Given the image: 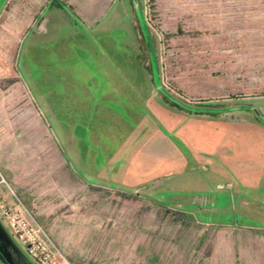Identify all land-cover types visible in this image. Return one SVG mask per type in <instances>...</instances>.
Here are the masks:
<instances>
[{"label": "rangeland", "instance_id": "374dc122", "mask_svg": "<svg viewBox=\"0 0 264 264\" xmlns=\"http://www.w3.org/2000/svg\"><path fill=\"white\" fill-rule=\"evenodd\" d=\"M127 1L118 16L128 20L111 30L112 42L100 39L106 46L85 30L69 47L48 42L35 60L27 48L26 66L27 35L51 0H0V174L44 226L62 264H264L240 248L245 227L264 230V180L248 186L226 173L224 160L246 122L253 130L246 162L264 159L257 121L249 122L264 101V0ZM112 45L118 56L107 64L75 60L76 49ZM58 47L73 53L58 55ZM138 48L146 64L151 58L158 101L169 104V95L189 109L230 114L189 118L194 113L173 107L187 117L192 145L177 139L168 150V140L154 142L166 129L157 118L128 120L118 104L132 101L122 104L116 80L102 77L108 64L130 65L131 81L141 83ZM56 59L64 62L54 65L61 81L53 82L36 69ZM165 118L173 126L180 120ZM87 125L95 131L89 140ZM193 140L204 155L213 151L214 164Z\"/></svg>", "mask_w": 264, "mask_h": 264}, {"label": "crops", "instance_id": "0c3cea01", "mask_svg": "<svg viewBox=\"0 0 264 264\" xmlns=\"http://www.w3.org/2000/svg\"><path fill=\"white\" fill-rule=\"evenodd\" d=\"M121 2V3H119ZM128 3L127 0H51L50 4L47 6L46 10L42 12L43 18L42 21L37 24V20L34 21L35 25L34 28L30 31V33L27 35L28 42L26 43V47L24 48V63H25V56L27 52V48H30L31 51H34L35 54L31 55V57L37 58V54L40 53V49L42 48L45 50V47L47 46L48 42L54 43L56 39L58 40H64V42H68L65 47H69V41L73 43L75 39L82 41L83 33H85V30L87 31L86 34H89V38H92L93 40H96L100 45L106 46L103 41L100 39L103 37L104 39H110L111 42L113 39H116L115 32L111 31L113 28H118V24H121V22L126 21L128 19L120 18L118 16V7H121L123 4ZM130 22V21H128ZM123 24V23H122ZM130 25V26H129ZM127 26L130 28L132 27L129 23ZM131 39L135 40L133 32L130 33ZM91 36V37H90ZM109 37V38H107ZM136 41V40H135ZM137 43V42H136ZM111 44V43H110ZM149 45V44H148ZM38 48V51L36 53V49ZM64 47V48H65ZM86 50H78L76 49V53L78 54L80 62H83L88 66L87 64L91 62L94 64L96 61L104 60L105 63L107 62L109 58H112L113 55L118 56V50L115 46H111V49L109 51L104 50V48L101 49H91V47L84 48ZM47 50V49H46ZM46 50L44 51L46 53ZM140 51V55H142V59L144 61V55L142 51L138 48ZM58 55H62L70 49L60 50L59 47L56 49ZM30 52V51H29ZM70 53H73L72 49ZM148 58L151 57V54H153L152 50L149 49L147 51ZM140 58V56L137 57V60ZM111 61L114 62V60L111 59ZM129 59L126 60L128 62ZM35 62V61H34ZM64 61L62 60H52L48 66L42 65V67L36 70L41 71V75L45 76L47 79L53 80V82L61 81V77L57 75L56 73H52L53 71H59L60 68H55L56 66H61ZM57 63V64H55ZM71 63L72 60H71ZM26 64V63H25ZM107 64V63H106ZM111 67H107L104 71L105 75L102 77L107 78V80H116L115 86L116 91L118 94L121 93V96H124L125 98L121 102L122 104L132 101V103H128V105H120V107H124L125 110H128L130 117H128V120L132 118V114L138 117L145 118V122H148V119L150 117L157 118L159 123L165 128V133L157 135V138L154 139V142L160 139L168 140L166 141V145H170L167 149L170 150V148H176L175 144L177 143V139L179 140V145H183V142L188 144L189 146L192 145V136L190 135V132L187 131L185 127V121L187 117L185 114H179L177 111H173V107H175L178 111L186 110L191 113H194L192 117L189 118H203L204 117H210V118H216L217 120L220 119L219 117L223 114H230L227 111L224 112V110L221 111H214L211 108L208 109H198L195 107V109H189L188 107L184 106V104H179V102L172 99L171 96L165 95V99L169 101V104H165L164 101H158L154 94V87H155V79H154V72L153 67L151 63H142L140 66L141 71V83H135L131 81V75L133 74L131 70V66L128 65V67H120L121 69H118V65L114 64V67H112L111 64H108ZM26 66H28L26 64ZM27 70L30 72L29 76H32L36 71L34 70L31 72L28 67H26ZM56 69V70H55ZM112 69V70H111ZM88 71L89 69H85ZM50 71V72H49ZM38 72V71H37ZM49 72V73H48ZM137 73V72H136ZM139 74V73H138ZM32 78V77H31ZM112 78V79H111ZM263 106L258 108V111L256 113V117H254L251 121L254 123V119L257 121L254 124H257L255 126V129H257L258 134L257 140L262 139L264 141V101L261 102ZM171 105L172 108H171ZM120 108L119 112L124 111V109ZM185 111V112H186ZM132 112V113H131ZM248 113H241L242 120L248 118ZM253 111L250 112L252 114ZM120 115V114H118ZM166 115L168 117L173 118H179V123L177 125H172L171 120L169 123L166 122ZM122 116V115H120ZM254 116V115H253ZM123 117V116H122ZM118 119L119 116H118ZM197 124V122H196ZM228 124H231L228 122ZM88 130L86 132L84 130L83 134L86 135V140H89L91 137H94L95 131L92 129L91 125H87ZM241 126H243L241 124ZM246 128L245 133H242L239 135V132H233L235 133L233 136L235 139H237L236 142L239 144L236 147L231 148L229 154L224 155V160L226 162L227 170L230 173V176L234 173L236 176L240 177L241 179H249L250 181H246V185H251L254 187L256 184H260L261 181L264 180V159L258 160L254 165H250L249 161L247 160L246 155V149H247V143L250 142L249 139V132H252L253 130L250 129L249 124L246 122ZM198 128L197 125L195 129ZM237 128V127H236ZM238 130V129H237ZM243 130V129H242ZM75 132H73V136H75ZM90 135V138H89ZM196 137V136H195ZM160 138V139H159ZM252 141V140H251ZM194 142V148L196 147V153H200V158L204 157L211 161L212 164H214V161H212L211 155H215L213 151L211 150L209 152V156L204 155L203 152H200V150L197 149L198 144L193 140ZM174 146V147H173ZM178 149H182V146H179ZM176 150V149H175ZM143 151V150H142ZM144 151H147L144 149ZM148 152V151H147ZM155 152V151H153ZM207 152V151H206ZM155 154V153H154ZM138 158V156H136ZM129 159V156H128ZM135 159V158H133ZM199 160V158H197ZM196 159V161H197ZM202 166V165H201ZM250 186V187H251ZM248 232V236L245 239H242L240 248L243 253L249 252L251 255L255 256L256 261L260 263H264V234H260V232H264V230H258L252 228H246ZM252 231L255 233L253 234ZM241 252V253H242ZM249 262V260H248ZM250 263V262H249ZM248 264V263H247Z\"/></svg>", "mask_w": 264, "mask_h": 264}, {"label": "built area", "instance_id": "2783aa9c", "mask_svg": "<svg viewBox=\"0 0 264 264\" xmlns=\"http://www.w3.org/2000/svg\"><path fill=\"white\" fill-rule=\"evenodd\" d=\"M6 179L0 174V221L34 264H62L58 249L43 225L35 220ZM4 188L10 193L5 194Z\"/></svg>", "mask_w": 264, "mask_h": 264}, {"label": "water", "instance_id": "95a60500", "mask_svg": "<svg viewBox=\"0 0 264 264\" xmlns=\"http://www.w3.org/2000/svg\"><path fill=\"white\" fill-rule=\"evenodd\" d=\"M18 246L8 233L5 225L0 221V263L1 264H34L32 260Z\"/></svg>", "mask_w": 264, "mask_h": 264}]
</instances>
